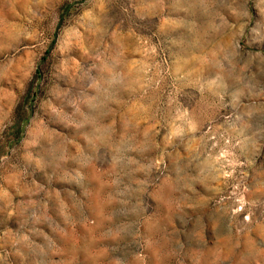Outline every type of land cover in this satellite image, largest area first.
<instances>
[{
	"label": "rangeland",
	"instance_id": "1",
	"mask_svg": "<svg viewBox=\"0 0 264 264\" xmlns=\"http://www.w3.org/2000/svg\"><path fill=\"white\" fill-rule=\"evenodd\" d=\"M0 264H264V0H0Z\"/></svg>",
	"mask_w": 264,
	"mask_h": 264
}]
</instances>
